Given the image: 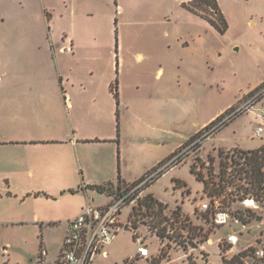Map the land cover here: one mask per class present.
I'll return each mask as SVG.
<instances>
[{
	"label": "rangeland",
	"instance_id": "374dc122",
	"mask_svg": "<svg viewBox=\"0 0 264 264\" xmlns=\"http://www.w3.org/2000/svg\"><path fill=\"white\" fill-rule=\"evenodd\" d=\"M190 1L0 0L3 123L8 118L35 136L85 139L115 135L118 125L121 134L118 163L117 144H81L82 176L63 145L14 153L17 170L2 166L12 154L0 150V264H55L67 220L81 202L108 200L89 190L71 194L68 186L76 191L81 183L115 180L118 167L127 182L140 178L177 144L187 146L210 116L241 104L264 78V0H215L226 24L222 33L183 5ZM200 6L214 15L213 7ZM116 63L118 104L100 88L102 78L116 77ZM257 124L253 112H244L217 132L219 144L214 134L187 147L178 165L144 189L129 222L104 246L107 255L97 254L92 264L133 258L138 237L149 255L134 264H227L221 239L229 228L202 219L196 207L210 194L239 206L240 186L255 192L245 179L237 180L239 187L219 180V152L226 177L234 179L240 156L264 145V132L253 136ZM191 165L207 181L205 190ZM7 183L12 189L5 191ZM147 193L163 203L161 211L142 202Z\"/></svg>",
	"mask_w": 264,
	"mask_h": 264
},
{
	"label": "built area",
	"instance_id": "2783aa9c",
	"mask_svg": "<svg viewBox=\"0 0 264 264\" xmlns=\"http://www.w3.org/2000/svg\"><path fill=\"white\" fill-rule=\"evenodd\" d=\"M213 13L214 15L208 17L215 19L217 14L215 11ZM248 111L253 112L258 118L253 136L262 138L264 84L247 93L241 104L233 105L218 114L189 141L187 146L181 145L166 161L127 184L108 203L103 205L86 203L78 215L67 221L66 233L55 264H92L97 254L106 256L104 246L110 244L118 231L129 222V212L144 189L165 171L178 165L187 147H197L198 142L212 137L232 119ZM248 155L250 152L243 154ZM240 190L242 192L238 195L239 206L224 203L220 195L210 194L206 195L196 208L202 219L208 218L215 227L229 228L221 239L224 259L227 262L236 259L237 264H264V198L258 197L254 192L242 188ZM125 207H129V211L122 221L120 216ZM180 219L183 220L182 217ZM253 229L254 232L251 231ZM251 232L253 234L250 239H246ZM148 251L142 238L138 237L134 257L123 261L122 264H134L135 258L147 257Z\"/></svg>",
	"mask_w": 264,
	"mask_h": 264
},
{
	"label": "crops",
	"instance_id": "0c3cea01",
	"mask_svg": "<svg viewBox=\"0 0 264 264\" xmlns=\"http://www.w3.org/2000/svg\"><path fill=\"white\" fill-rule=\"evenodd\" d=\"M202 14L203 13L199 14V16L201 18H203V20L206 23L208 22V24H210L209 21L207 20V18H205L206 15H202ZM65 50H67V48H65ZM115 66H116V71H115L116 72V77L113 79L112 77H108L107 76V77L102 78L101 81H100V83H101L100 88L103 90V93L108 95V96H113L114 100H115V97H114L113 92L111 91V88H110L111 83H113L114 80L117 79V81H118V84H117L118 98H119V90H120L119 83H121V82H119V74H118L119 66H118V63H116ZM158 73H160V71H158ZM262 83H264V78L261 79L259 82H257L256 85L250 89V91H252L253 89L257 88ZM244 95H243V97H244ZM227 107L229 108V106H226L225 108L220 109L216 114L210 116L203 124H201L199 126V128L195 131V133L198 132L199 130H201L207 123H209L212 119H214L218 114H220L221 112L225 111V109H227ZM255 118H257V117H255ZM0 120L2 122V124L0 125V150H4V151L12 154V156H9L8 159L5 162L2 163L3 167L8 168L9 166H11L12 169L17 170V167H18L19 163L17 161L16 155H13L16 152H23L24 151V153H26L27 150H32V149H34L36 147H42V146L49 145V144L61 145V146L63 145L65 147H67L68 152L73 155L74 160L76 158L79 161L80 167H81V171L79 172V174L82 176V173H86L87 169L84 166H82V162H81V159H80V152L79 151H80L81 144H84V143H87V142L112 144V145H114V143L117 144V155H118L117 156V163H118V158H119V155H120L119 148H120V145H121V134H120L119 125L116 127L115 135L113 133H108V134L103 135V136H97V137L90 136L88 138L83 139V138H79L76 135L71 137L70 135H67V134H62V135H57L56 134L54 136H35V135H32L30 132H21V131H19L17 129V126L14 124V122L12 120L8 119V118H5L6 122H4V123H3V120H4L3 116L0 117ZM232 121H230L225 127H227L229 124H231ZM223 129H224V127L221 130H223ZM221 130H219L218 132H220ZM217 135H218V133H216L215 137L213 138V140L216 141V143H218L220 141L217 138ZM180 146H181L180 144H177L176 148H172L170 150V152L166 156H164L160 160H157L156 164H152L151 166L147 167L146 172L149 171L151 168L155 167L156 165L166 161L169 158V156L175 150H177ZM215 148L216 147H214L213 149H215ZM74 155H75V157H74ZM118 166H119V164H118ZM82 170H83V172H82ZM2 173L7 175L8 170L3 169ZM138 178L139 177H135L131 181H134V180H136ZM109 182L112 183L111 193H98L95 190L90 188L91 185H94V184H105V183H109ZM129 183L130 182H127L121 176L120 169L118 167L117 168V176H116L115 180H110V179H108V180H100V179H96V180H94V181H92L90 183L78 184V186L76 188V191L72 190L71 186H68V189L71 191V194H77L80 191H82V192H84L86 194L88 192V190L96 192L98 194H104L108 198V200H107V203H108L118 191L122 190L125 187V185H127ZM4 189H5V191L6 190H11L12 186L7 183L6 188L4 187ZM9 193L10 192H8V195H9ZM92 201H94L93 197L86 196V199L83 200L81 202V204L79 205L78 213L81 211V209L84 207V205L86 203H88V202L92 203ZM66 229H67V223H66L64 235L66 233Z\"/></svg>",
	"mask_w": 264,
	"mask_h": 264
},
{
	"label": "trees",
	"instance_id": "16d2710c",
	"mask_svg": "<svg viewBox=\"0 0 264 264\" xmlns=\"http://www.w3.org/2000/svg\"><path fill=\"white\" fill-rule=\"evenodd\" d=\"M190 3H192V4H189V5L183 4V5L187 9H189L195 13H199V14H201V13L197 10V8L200 5H203L205 7H209L211 9L213 7V10L216 12L218 17H216L215 19H212V18L205 16V18H207L209 23L215 29H217L219 32L222 33L225 31L226 24H225L224 20L222 19L221 15L219 14L215 0H191ZM202 15H204V14H202ZM117 84H118V81H117V79H115L114 82L111 83L110 88H111V91L113 92L115 100L118 104ZM262 84H264V83H262ZM253 90H255V89H253ZM252 91H250L249 93H251ZM199 132H200V130L198 132H196L192 137H190L189 140H191L193 137H195ZM186 143H187V141H186ZM243 154H245V153H243ZM219 156H220V161H219V180L220 181H225V182L229 181V185L231 184L233 186L235 185L236 187H239L237 180L245 179L246 182L248 184H250L251 188H253V191H255L254 193H256V195L258 197L261 196L264 198V179L262 178L264 176V172L262 173L260 171L261 168L264 166V145H262L259 148H256L255 150L251 151L250 155H248V156H243V155L240 156L241 158H243V161L241 164L237 163V165H240L239 167H235L236 169L235 168L232 169L233 171L231 170V172H232L231 175H233L234 179H230V180H228V178L226 177L227 176L228 163H227V161L222 160V153L221 152H219ZM190 171H191V173H193L195 175L196 179L203 181L204 190H205L208 186V183H207V181L202 179V176L199 173L196 172L194 165L190 166ZM90 188L95 190L98 193H111L112 183L109 182V183H105V184H94V185H91ZM241 188H244V187L240 186V189ZM244 190L249 191L250 189H248L246 187V188H244ZM142 202H144V204L148 207H154V205H156L158 210L161 211L163 209V203L160 202L158 199H154L152 193H147ZM175 213L177 214L175 216V218H177V220H181L180 215H179L177 210L175 211ZM188 230L190 231V229H188ZM159 235L163 236L162 233H159ZM40 247H41V245H40ZM226 263L227 264H237L236 259H232L229 262L226 261Z\"/></svg>",
	"mask_w": 264,
	"mask_h": 264
}]
</instances>
